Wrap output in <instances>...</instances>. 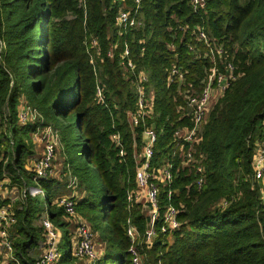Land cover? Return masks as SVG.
I'll return each mask as SVG.
<instances>
[{
  "label": "trees",
  "instance_id": "1",
  "mask_svg": "<svg viewBox=\"0 0 264 264\" xmlns=\"http://www.w3.org/2000/svg\"><path fill=\"white\" fill-rule=\"evenodd\" d=\"M134 1L123 3L135 7ZM79 2L0 0V155L11 157L8 169L18 174L23 163L29 167L36 157L30 136L39 121L20 125L17 119L20 105L27 104L41 116L43 126L57 132L61 146L57 153L63 148L65 170L71 163L65 157L66 129L75 133L84 173L88 164L91 169L92 182L80 193L75 210L95 234L98 256L94 261L74 256L68 229L72 220L52 198L58 189L55 179L36 182L44 192L48 216L63 229L68 247H58L59 258L53 264H132L128 219L138 231L134 246L144 264H264V196L251 175L256 146L264 139V0H207L198 13L190 0H141V26L120 32L114 24L120 0H84L85 9ZM199 26L222 44L225 59L234 54L239 76L201 123L194 164L184 165L173 142L177 129L193 126L184 94L190 89L201 91L204 68L211 65L188 49L196 45L205 50L194 40ZM91 39L96 40V48L91 47ZM124 44L130 48L136 72L148 75L147 90L153 94L152 118L146 120L157 135L152 167L173 162L172 184L160 186L159 213L162 216L168 207V190L177 191L171 204L182 205L179 228L162 234L160 218L149 244L143 239L140 206L127 210L126 195L135 189V169L126 112H134L135 96L132 77L119 64ZM173 70L183 80L172 75ZM97 84L104 104L97 100ZM142 130L140 124L133 131L137 150ZM115 131L123 140V159L110 141ZM24 155L29 156L27 162L21 160ZM200 176L204 183L198 189ZM94 179L103 189L101 198L96 197ZM12 183H17L15 177ZM17 205L14 257L21 264H37L30 253L44 240L36 225L42 215L31 209L28 195Z\"/></svg>",
  "mask_w": 264,
  "mask_h": 264
},
{
  "label": "built area",
  "instance_id": "2",
  "mask_svg": "<svg viewBox=\"0 0 264 264\" xmlns=\"http://www.w3.org/2000/svg\"><path fill=\"white\" fill-rule=\"evenodd\" d=\"M117 13L114 18L115 27L119 30L138 29L141 24V18L138 16V8L141 0H135V7L125 5L124 0H120ZM207 0H190L192 10L195 13L201 12L206 5ZM80 7L84 8V0H80ZM85 9V8H84ZM184 30V28H180ZM194 40L197 44L205 47L202 52L195 46H189L188 49L194 52L197 59H204L210 62L208 68H204L205 77L202 80V88L200 92L187 90L184 94L186 101V115L191 118L193 126L191 129L181 128L174 132L173 142L183 158L184 165L194 164L193 149L199 142L200 126L204 121L208 111L212 105L223 95L226 89L238 78V68L233 61L224 58L226 52L216 39H212L206 33L203 27H196L194 30ZM92 48L97 47L95 39L90 40ZM113 49L109 50L107 56L113 57ZM235 53V51H234ZM90 63H93V58L90 55ZM120 67L130 77L133 84L134 92V112L127 111V121L133 134V163L135 169V189L128 192L126 195L127 210L129 211L134 204L139 205L140 214L145 219V230L143 239L145 243H151L157 233L156 225L161 218L162 223L159 231L162 234L170 233L177 230L180 226L177 216L182 205L175 207L171 204L174 194L171 190L167 192L168 207L165 212L160 215L158 196L160 186L167 187L172 184L173 180V162H166L161 168L153 169V149L157 139L154 128L146 126V120L152 118L153 94L147 90L149 81L148 75L144 71L136 72V68L130 59V48L128 44H124L123 53L120 56ZM178 74L176 70L172 71V75ZM180 80H183L182 75L178 74ZM172 82L169 78L168 83ZM97 100L100 104H104L102 92L99 84L96 86ZM18 123L26 125L29 122L39 121V125L35 131L31 133V138L35 146L42 148L41 153L35 158L29 169L32 173V180L36 183L39 179H53L55 175V158L57 149L60 147L59 136L55 130L49 126H43V120L38 112L27 104H21L17 113ZM142 125L140 147L137 150L134 138V129ZM110 141L114 148L118 151L121 159L125 156L124 144L121 134L115 131L110 136ZM180 152L182 154H180ZM11 157L0 155V264H21L14 257L12 229L16 224L14 206L23 202L28 193L34 194L44 192L39 187L28 188L25 181L22 183H11V178L6 175L5 168L11 162ZM252 180L259 186L260 193L264 196V139L257 144L255 153L251 162ZM197 172L202 173V168L198 167ZM204 183V177L200 176L196 179V186L201 189ZM7 186L6 191L1 188ZM66 187L77 188V180L75 177L68 175V183ZM75 195L74 192L68 197H56V205L62 209L67 220L74 222V237L76 244L74 247V256L86 258L88 261H94L98 253L95 250V234L91 226L83 219L78 217L75 210ZM38 226L42 229L43 243L39 245L41 254L37 258V264H53L59 258L58 251V235L52 224L48 214L43 215L38 220ZM126 234L130 239L131 245L128 248V253L131 257L132 264H144L134 243L139 238L138 231L134 224L127 220Z\"/></svg>",
  "mask_w": 264,
  "mask_h": 264
},
{
  "label": "rangeland",
  "instance_id": "3",
  "mask_svg": "<svg viewBox=\"0 0 264 264\" xmlns=\"http://www.w3.org/2000/svg\"><path fill=\"white\" fill-rule=\"evenodd\" d=\"M54 123L57 124V127L59 129H63V125H62L61 122L57 121V122H54ZM66 131H68L69 141L66 144L67 153H65V157L67 158L68 161H71V163H70V168H68V170H65L64 157H63L64 156V154H63L64 151H63V148H62V150L60 148V150L57 153L56 160H55V175L53 177V179H55V181L57 182V187H58L57 193H54L55 195L54 194L52 195L53 196L52 198H53V200L55 202H56V196L57 197H60V196L68 197L73 192L75 194V192H77V188L79 189L80 193H82L83 190L86 189V185L89 184L90 182H92V178H91L92 174H91V169H90L89 164L87 165L88 167L86 168V172L84 173V171H83L82 159H81V157L78 156V153H77L78 152L77 149H79V147L76 148L75 143H74L75 133L70 134L68 129H66ZM20 135L22 136V138L26 137V133H22V134L20 133ZM31 143L33 145V150L35 152V156H37L36 155V151H37V154L39 155L41 153V151H42V148L40 146H38V145H37V147H35V145L33 144V142L30 139L31 150H32ZM28 157L29 156H27V155L25 156L24 155L21 160L27 162L28 161ZM32 158H34V157H32ZM5 172H6V175L12 179V181H13V179L15 177V181L17 183H22L23 181H25V183H26L28 188L38 187L37 184L32 180V173H31L27 163H23L22 164V168H21V173L20 174L15 173V172L12 173L8 169V166L5 168ZM60 172L62 173V179H61L62 181L61 182L57 181L58 180V176H60V174H59ZM69 174L76 178V180H77V188L66 187V185L68 183V175ZM0 180H1V176H0ZM93 184L95 186V190H97V192H98V193L96 192V197L97 198H101V195L103 194L102 187L99 186V183L96 181V179H94ZM1 189L3 191L8 190L7 186H5V185ZM98 194L100 196H98ZM77 200H78V198L74 199L75 203H76ZM28 202H29V205H30L31 209L35 210L36 214L42 215V216L48 214L47 209H46V207L44 205L43 193L42 192H37V193H34V194L28 193ZM17 207H18V205L14 206V211H15V209H17ZM65 219L66 218H63L61 220L66 222ZM52 224H53V226H54V228H55V230L57 232V235H58V240H57L58 241V243H57L58 247L60 245H63V244L66 245V240L63 237L64 236L63 235V229L59 228L54 223H52ZM36 225H37V223H36ZM68 229H69V233L71 234L70 237L72 239V244L74 246L76 244V239L74 237V222L70 221V224H68ZM12 234L14 235V231L12 232ZM99 238L104 240V237L102 236V234L99 235ZM14 239H15V236H13V240ZM42 243H43V241L40 242L39 245L42 244ZM97 245H99V243H98V239L96 238V246ZM107 246H109V244H107ZM65 248L66 249L68 248L67 245L65 246ZM40 251H41V249H40ZM40 254H41V252H40ZM40 254H39V251H38V255L39 256H40ZM39 256L35 255L34 257L37 258Z\"/></svg>",
  "mask_w": 264,
  "mask_h": 264
},
{
  "label": "crops",
  "instance_id": "4",
  "mask_svg": "<svg viewBox=\"0 0 264 264\" xmlns=\"http://www.w3.org/2000/svg\"><path fill=\"white\" fill-rule=\"evenodd\" d=\"M35 145V144H34ZM35 147H37V146H35ZM36 157H34V158H32L31 159V161H30V163L35 159V158H37L39 155L37 154V151H36ZM57 156V155H56ZM55 160H56V158H55ZM55 163V162H54ZM30 166V165H29ZM67 170V169H66ZM60 174V176H58V180L57 181H62L61 179H62V173L60 172L59 173ZM75 198H80L81 197V194H80V191H79V189L77 188V192H75ZM61 197H63V196H61ZM38 251H39V254H40V248H39V245L36 247V248H34V249H32L31 250V253H30V255L32 256V257H34L35 255H37V256H39L38 255ZM35 258V257H34ZM38 258V257H37Z\"/></svg>",
  "mask_w": 264,
  "mask_h": 264
}]
</instances>
